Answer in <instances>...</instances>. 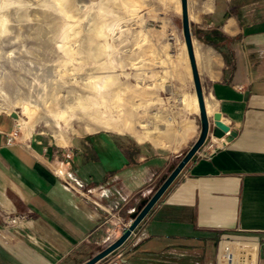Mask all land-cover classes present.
<instances>
[{"label":"crops","instance_id":"0c3cea01","mask_svg":"<svg viewBox=\"0 0 264 264\" xmlns=\"http://www.w3.org/2000/svg\"><path fill=\"white\" fill-rule=\"evenodd\" d=\"M153 2L171 4L170 20L181 22L180 0ZM187 8L207 114L219 113L235 135L218 139L212 153L201 148L110 257L122 264H216L222 235H253L264 264V0H187ZM161 16L168 22L166 12ZM219 36L228 39L220 51L203 40ZM183 51L181 103L196 114H181L174 152H165L170 146L153 131L127 133L136 142L119 132H86L62 146L30 134L26 144L7 146L21 124L12 111L0 113V264H82L120 236L198 137ZM68 151L60 176L55 156Z\"/></svg>","mask_w":264,"mask_h":264},{"label":"rangeland","instance_id":"374dc122","mask_svg":"<svg viewBox=\"0 0 264 264\" xmlns=\"http://www.w3.org/2000/svg\"><path fill=\"white\" fill-rule=\"evenodd\" d=\"M173 12L153 0H0V113L53 145L153 131L174 152L181 114L196 113L181 103L185 46Z\"/></svg>","mask_w":264,"mask_h":264},{"label":"water","instance_id":"95a60500","mask_svg":"<svg viewBox=\"0 0 264 264\" xmlns=\"http://www.w3.org/2000/svg\"><path fill=\"white\" fill-rule=\"evenodd\" d=\"M180 9L182 36L188 56L195 97L198 105V118L200 128L198 137L191 145V147L183 154L179 162L170 166L168 174L162 177L160 184L156 188L154 193L149 198H145L140 202L134 212L130 215V224L128 225L126 230L118 238L111 241V243L108 244L105 248H103L101 251L93 255L90 259L82 264H98L112 255L127 242L134 230L143 221L149 211L160 200L163 194L179 176L181 171L186 167V165L203 147L209 132L213 137L218 139L224 138L226 141H231V139L235 135L234 132L230 131L229 126L221 121V115L219 113L213 114L212 118H210L207 114L205 99L194 59L193 43L188 18L187 0H180ZM9 116L14 120H17L19 118V115L15 112H11Z\"/></svg>","mask_w":264,"mask_h":264},{"label":"built area","instance_id":"2783aa9c","mask_svg":"<svg viewBox=\"0 0 264 264\" xmlns=\"http://www.w3.org/2000/svg\"><path fill=\"white\" fill-rule=\"evenodd\" d=\"M29 137L21 132L20 126L10 132L6 137V145L13 146L16 144H23L29 141ZM218 138H215L209 132L204 148L207 152L212 153L217 145ZM58 147V146H57ZM59 148V147H58ZM56 162L60 171H56L60 176H65L66 173L63 172L62 166L66 167V162L71 159L70 152H65L63 154L56 153ZM66 187L71 190H76V187L69 181H65ZM123 224L119 230L121 235L128 225ZM260 241L257 237L253 235H222L218 242V250L216 255V264H259V254H260ZM111 256V255H110ZM107 257L101 263L98 264H122V259L118 257Z\"/></svg>","mask_w":264,"mask_h":264},{"label":"trees","instance_id":"16d2710c","mask_svg":"<svg viewBox=\"0 0 264 264\" xmlns=\"http://www.w3.org/2000/svg\"><path fill=\"white\" fill-rule=\"evenodd\" d=\"M220 37V39H218L217 41H212V40H210V39H206V37H204V41H205V43L206 44H208V45H210L211 47H213L215 50H217V51H220V47H221V45H223L225 42H227L228 41V39L227 38H224L223 36H219Z\"/></svg>","mask_w":264,"mask_h":264},{"label":"bare ground","instance_id":"6f19581e","mask_svg":"<svg viewBox=\"0 0 264 264\" xmlns=\"http://www.w3.org/2000/svg\"><path fill=\"white\" fill-rule=\"evenodd\" d=\"M25 110H26V114H30V107L29 106H27L26 108H25ZM208 111V110H207ZM20 119V116H19V118L17 119V120H19ZM21 131H23V128H21ZM24 132V131H23Z\"/></svg>","mask_w":264,"mask_h":264}]
</instances>
